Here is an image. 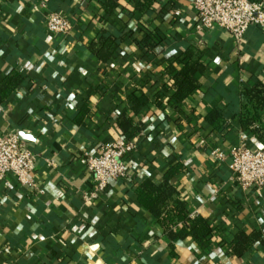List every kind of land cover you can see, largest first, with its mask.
Wrapping results in <instances>:
<instances>
[{"label": "crops", "instance_id": "0c3cea01", "mask_svg": "<svg viewBox=\"0 0 264 264\" xmlns=\"http://www.w3.org/2000/svg\"><path fill=\"white\" fill-rule=\"evenodd\" d=\"M103 1L0 0V80L13 71L25 78L0 102V135L23 134L35 154L30 184L11 177L10 191L0 182V264H264V191L241 189L229 159L212 156L214 149L261 150L241 130L239 114L242 89L264 81V32L251 27L239 47L226 30L196 28L193 0H157L150 16L134 10L132 20L127 11L138 0H117L111 18ZM52 10L71 21L68 35L47 30ZM105 31L124 35L107 62L90 49ZM146 34L158 45L154 52L144 46ZM190 46L202 52L206 73L176 105L168 68ZM133 96L148 99L137 114ZM214 111L225 116L226 130L207 122ZM123 113L143 127L138 148L127 178L95 192L86 155L125 140ZM177 165L184 170L171 185L191 218L204 217L213 230L205 249L191 238L172 241L138 201L144 181L161 185ZM241 232L262 235L243 258L232 249Z\"/></svg>", "mask_w": 264, "mask_h": 264}, {"label": "trees", "instance_id": "16d2710c", "mask_svg": "<svg viewBox=\"0 0 264 264\" xmlns=\"http://www.w3.org/2000/svg\"><path fill=\"white\" fill-rule=\"evenodd\" d=\"M256 2L255 0H250ZM157 5V0H138L133 10L127 11V17L132 20L134 10L150 16ZM176 3L171 2L174 8ZM104 10L106 17H115L119 7L117 0H104ZM159 12L169 11V9L161 8ZM174 18H176L174 16ZM124 35L121 36L105 31L94 42L90 49L102 61H109L117 52L122 50ZM144 46L147 50L154 52L157 43L151 41L148 34L145 35ZM202 52L193 46L187 48L183 53L177 54L171 58V65L168 68V74L172 81L171 89L174 91L172 100L176 105L184 102L192 96L199 88L197 75L206 73V66L202 62ZM180 66V67H179ZM25 82V78L21 73L13 71L6 78L0 80V102L7 99ZM168 92L169 90H163ZM241 107L239 114V124L243 132H250L256 141L264 150V81L257 79L251 88H243L240 95ZM148 99L145 97H131L132 111L138 113L140 108L145 106ZM207 122L211 124L215 130H226L228 127L225 116L214 111L207 117ZM118 126L125 137V141H134L143 127L135 126L132 118L127 113H123L119 120ZM184 168L177 165L169 170L166 174L164 182L156 185L150 180L144 181L137 190L138 201L148 210L164 228L167 236L175 241L193 239L195 242L205 249L209 247L213 230L207 219L201 216L191 218L184 201L180 200L177 190L171 185V179L181 173ZM182 225V229L176 232V228ZM262 243V235L260 233H252L247 235L243 232L239 233L233 243L232 249L234 254L243 258L247 255L252 246Z\"/></svg>", "mask_w": 264, "mask_h": 264}, {"label": "built area", "instance_id": "2783aa9c", "mask_svg": "<svg viewBox=\"0 0 264 264\" xmlns=\"http://www.w3.org/2000/svg\"><path fill=\"white\" fill-rule=\"evenodd\" d=\"M198 15L196 28L199 31L223 29L233 37L237 46L245 43L251 27L264 32V5L250 0H193ZM176 16L181 12L176 10ZM47 30L54 35H68L72 23L59 11L49 12ZM138 148L137 141L111 143L100 148L98 155H86L87 168L94 176L95 192L105 191L115 180H125L129 172V158ZM212 156L225 162L241 189L264 191V150L241 147L227 155L214 149ZM35 170V154L23 143L17 133L0 135V182L12 191L14 185L9 178L15 177L21 184H30L29 176ZM95 196V194H94ZM87 199V195H84Z\"/></svg>", "mask_w": 264, "mask_h": 264}, {"label": "water", "instance_id": "95a60500", "mask_svg": "<svg viewBox=\"0 0 264 264\" xmlns=\"http://www.w3.org/2000/svg\"><path fill=\"white\" fill-rule=\"evenodd\" d=\"M19 136H20V139H21V140H25L23 134H20Z\"/></svg>", "mask_w": 264, "mask_h": 264}]
</instances>
